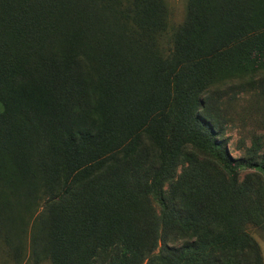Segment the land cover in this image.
Instances as JSON below:
<instances>
[{"label":"trees","instance_id":"trees-1","mask_svg":"<svg viewBox=\"0 0 264 264\" xmlns=\"http://www.w3.org/2000/svg\"><path fill=\"white\" fill-rule=\"evenodd\" d=\"M181 11L0 0V229L14 264L26 238L33 264H262L244 227L264 228V140L231 156L213 102L236 78L264 103V0Z\"/></svg>","mask_w":264,"mask_h":264},{"label":"rangeland","instance_id":"rangeland-1","mask_svg":"<svg viewBox=\"0 0 264 264\" xmlns=\"http://www.w3.org/2000/svg\"><path fill=\"white\" fill-rule=\"evenodd\" d=\"M166 1L170 9V17L173 20L180 19L184 0ZM235 79L224 80L222 90L219 91L221 94L217 96V99L216 94L214 95L213 104L217 105L218 114L224 119V133L221 138L225 139L227 151L231 156L238 157L243 154L244 147L250 144V137L253 134H260L264 140V103L254 99L253 94L257 87L251 88V84L247 83H243L241 87L236 86ZM176 172H179V168ZM244 173V171L239 173V180ZM164 188L166 189V185ZM154 207L156 208V205ZM244 230L256 242L261 262L264 264V228L247 224ZM26 241L28 242L27 238ZM27 242L23 243L25 245L22 259L18 264H33L32 259L27 254ZM8 247L9 245L4 240V235L0 229V264H14L10 255H7Z\"/></svg>","mask_w":264,"mask_h":264}]
</instances>
